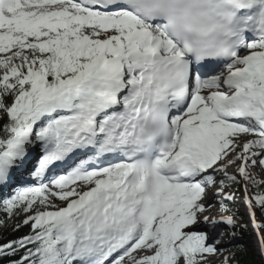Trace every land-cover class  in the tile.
I'll return each mask as SVG.
<instances>
[{"label":"snow or ice","instance_id":"snow-or-ice-1","mask_svg":"<svg viewBox=\"0 0 264 264\" xmlns=\"http://www.w3.org/2000/svg\"><path fill=\"white\" fill-rule=\"evenodd\" d=\"M257 168L264 0H0V264H240L232 184L264 259Z\"/></svg>","mask_w":264,"mask_h":264},{"label":"trees","instance_id":"trees-1","mask_svg":"<svg viewBox=\"0 0 264 264\" xmlns=\"http://www.w3.org/2000/svg\"><path fill=\"white\" fill-rule=\"evenodd\" d=\"M255 191L256 190L254 189V192ZM17 219H21V218L10 220L4 215L3 211L0 210V220L5 221L4 225L0 226V243L7 242L8 240L16 239L19 236L25 235L29 232L28 227H22L18 230L15 229V222ZM228 250L229 252L236 251V258L240 261V264H264V263L258 262L255 254L248 247V245L240 241L231 242L228 245ZM210 264H213V263H210Z\"/></svg>","mask_w":264,"mask_h":264},{"label":"rangeland","instance_id":"rangeland-1","mask_svg":"<svg viewBox=\"0 0 264 264\" xmlns=\"http://www.w3.org/2000/svg\"><path fill=\"white\" fill-rule=\"evenodd\" d=\"M255 171H256L257 178L264 179V174L262 172H260V169H258V170L256 169ZM250 193H251V195H254L252 190H250ZM217 198L218 197H216V199ZM208 201H209V199H208V196H207V199L205 200V203L207 204ZM216 201H215V203H216ZM217 203H219V202H217ZM237 210H239V208H237ZM217 215H218V217L221 215V213H219V209H218ZM258 219H259V221L264 223V218L259 216ZM10 220H12V219H10ZM237 224L240 225L239 227H245L246 226V225H243L239 221L237 222ZM248 228H249V226H248ZM217 231L218 232L226 231L228 233L235 232V236H234V238L232 239L231 242L240 241L242 243L247 244L248 247L255 254L256 259L258 260V262L264 263V259L261 258L260 254H259V251H258L259 245H258V242H257V236L253 232H249L248 229H244V233H237L236 234L235 229L228 228L227 225L224 226V227H220V225H219ZM217 239H220L221 246L224 248L225 252L226 253L229 252V250H228V245L230 244L229 243V237L228 236H224V237L217 236ZM210 261L213 262L214 264H221V257H220V255H214V256L210 257Z\"/></svg>","mask_w":264,"mask_h":264},{"label":"bare ground","instance_id":"bare-ground-1","mask_svg":"<svg viewBox=\"0 0 264 264\" xmlns=\"http://www.w3.org/2000/svg\"><path fill=\"white\" fill-rule=\"evenodd\" d=\"M232 171H233V169L229 168V172H232ZM216 197H218V196H214L211 191L209 192V194H208L209 201L207 202V204H210L211 206L210 207H206L204 215L209 216L210 219L212 217H218L217 213H218V209H219L218 207H219V203H220V197H218L217 199H216ZM215 201H216V203H215ZM217 202H219V203H217ZM242 208L247 210V207L242 206ZM201 228H202V230H204L205 229L204 225L203 226L201 225Z\"/></svg>","mask_w":264,"mask_h":264}]
</instances>
